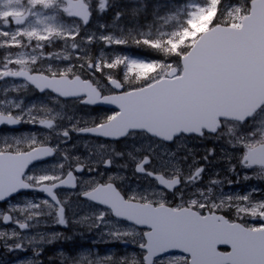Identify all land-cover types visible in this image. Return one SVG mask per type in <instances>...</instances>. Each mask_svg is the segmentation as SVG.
I'll use <instances>...</instances> for the list:
<instances>
[{
  "label": "snow or ice",
  "instance_id": "6c2138e0",
  "mask_svg": "<svg viewBox=\"0 0 264 264\" xmlns=\"http://www.w3.org/2000/svg\"><path fill=\"white\" fill-rule=\"evenodd\" d=\"M128 8L0 0V128L11 132L0 135V224L13 226L0 248L42 264L44 246L68 237L40 229L75 224L139 252H61V264H264V196L204 184L190 143L214 141L229 172L264 181V0L138 3L131 14L151 8V22L121 27ZM23 124L34 130L16 135ZM215 158L213 147L202 160ZM129 168L148 184L125 189Z\"/></svg>",
  "mask_w": 264,
  "mask_h": 264
},
{
  "label": "rangeland",
  "instance_id": "374dc122",
  "mask_svg": "<svg viewBox=\"0 0 264 264\" xmlns=\"http://www.w3.org/2000/svg\"><path fill=\"white\" fill-rule=\"evenodd\" d=\"M160 2H163V0H160ZM152 5H154V4H152ZM132 8L133 7H131V9ZM131 9H130V12H131ZM146 11L150 12V17H149L150 21H147V17H145L144 11H142L138 16H135V17L131 14L132 15L131 19L125 20L128 23L129 27L131 28V27H135L137 25H145L147 23H150L151 18H152L151 17V8L147 9ZM99 22L102 23L101 18H100ZM92 28H93V30H95V28H96L95 22L92 24ZM96 48H97V54H98L99 45H97ZM21 94H23V98H27V99L33 98L32 94H29V93H21ZM34 101H35V98H33V102ZM88 111H89L88 109H85L83 112L78 113V115L86 117ZM24 125L27 126L28 124H24ZM29 126H31V125H29ZM1 132H5V134H9L6 130H3ZM23 132H25V131H22L20 133L16 132L15 134L19 135ZM84 139L85 138H83V137L77 138L74 136L73 142H72V143H76L78 145V147L76 149H74L76 154H79L82 156L86 155V150L82 146H80V145H82ZM199 142L204 143V144L208 143V141H200V140L199 141L198 140L193 141L190 143L192 144L193 151L195 153L197 161H199L201 164H203L206 167V172L204 174V180L206 182H208L209 178H218L217 174L218 175L221 174V173H218V171H220L221 169L217 170L216 167H217V165L224 163V165H226V167L224 166L225 167L224 173L231 174L230 177H229V175H226V179L233 181V183L230 185L228 183L223 184V186L226 188V190H224V188H223L224 193H226V194H242V193H246V192L250 191V188L247 189L246 187H244L242 189V185L249 184L248 182H250L251 179L250 180H244L243 177L245 174L252 176L253 175L252 171L240 168L237 165V170H239V171H237L236 173L229 172L227 161L222 158L223 151H222L221 147L219 145H217L214 141L210 142L211 144H209L207 149L215 147L216 158L214 160H212L211 164H209V162L207 163V162L203 161L202 156H201V152H203V150L206 151L207 149H205L204 147H200ZM121 147H123V145H121ZM225 147H227V146H225ZM190 162L191 161H188V163H190ZM232 163L237 164V161L235 159H233ZM184 167L186 168L187 164H184ZM112 171L113 172H120L121 169H119L118 167H115ZM126 174H127L128 179H127V182L124 184L125 189H128V188L136 189V188H139L141 185L146 186L148 184V181L145 179H141L140 183L135 182L136 176H134L132 174V171L130 168L128 170H126ZM228 177H229V179H228ZM252 179H256V178H252ZM256 180H258V179H256ZM259 181H261V180H259ZM63 193H62V195H63ZM75 199H76L75 197H72V200L74 202L73 211L80 212L81 209L75 207ZM84 211H87V209L85 208ZM69 215H71V213H69ZM70 225L72 226V228L77 227V229H79V230L85 229V230H87L88 234H93L91 239H88L89 245L85 246V247L80 246V243H85V241L82 239L80 231H76L75 235L78 237L77 242L79 244H78L77 248L71 249V252H72L71 254H67L64 251H62L61 249H58V250H56L57 254H53L52 251H49V254L47 255L46 251H48L47 250L48 248L45 249V247L47 245L44 246V250H43V253H42L40 259L49 258V259L43 260L46 264H61V257L59 255V253H61V252L64 253L65 256H71V255H75V254L80 253V252L87 253L88 250H91L93 255H97L100 257L111 255V256L116 257V258H119L122 256L132 257L134 254L138 253V251L133 248V247H135L134 245L130 244L131 247H125L123 242L115 241V240H111V239H108L106 237H103L99 230H96V229L88 230L85 227H82L79 225H75V224H70ZM0 228H6V227H4L3 224H0ZM43 228L44 227H42L40 229L41 232H45V233H51L52 232V231H48L47 229H43ZM51 228L55 229V228H60V227H59V225H56V226H52ZM64 229H68V227H64ZM32 231H33V233L35 232V230H32ZM77 232H79V233H77ZM71 239L72 238H68V240H71ZM54 243L55 242H53L52 245ZM3 250L5 251V249H3ZM10 254L12 255V258L14 260L13 264H19V261L24 260V259L20 258L21 256H23V258L27 257V259H30L32 257L31 251H28V255H24L21 252H11ZM4 255H6V254H3V256H0V257L5 258L4 261L2 259H0V264H9L8 260H7V258H9V257L4 256Z\"/></svg>",
  "mask_w": 264,
  "mask_h": 264
},
{
  "label": "flooded vegetation",
  "instance_id": "af4514ba",
  "mask_svg": "<svg viewBox=\"0 0 264 264\" xmlns=\"http://www.w3.org/2000/svg\"><path fill=\"white\" fill-rule=\"evenodd\" d=\"M3 50H0V52H2ZM35 94V93H34ZM21 127V126H20ZM199 145L201 146V145H203L202 143H200L199 142ZM209 145V144H208ZM252 171V170H251ZM254 181H256V183H261L262 184V182L261 181H259V180H256V179H253ZM204 182V184H207L208 182H206L205 180L203 181ZM262 194H264V188H263V191H262ZM256 196L257 197H261V196H263V195H261V194H256ZM5 227H13V226H10V225H5ZM223 250V249H222ZM2 252V248H0V253Z\"/></svg>",
  "mask_w": 264,
  "mask_h": 264
},
{
  "label": "trees",
  "instance_id": "16d2710c",
  "mask_svg": "<svg viewBox=\"0 0 264 264\" xmlns=\"http://www.w3.org/2000/svg\"><path fill=\"white\" fill-rule=\"evenodd\" d=\"M157 0H140V4H146V5H152L156 2ZM149 9V8H148ZM149 19V18H148Z\"/></svg>",
  "mask_w": 264,
  "mask_h": 264
}]
</instances>
